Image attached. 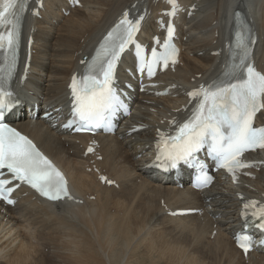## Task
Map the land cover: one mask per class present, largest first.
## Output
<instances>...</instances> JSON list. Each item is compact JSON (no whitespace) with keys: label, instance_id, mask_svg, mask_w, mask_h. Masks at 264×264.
<instances>
[{"label":"bare ground","instance_id":"6f19581e","mask_svg":"<svg viewBox=\"0 0 264 264\" xmlns=\"http://www.w3.org/2000/svg\"><path fill=\"white\" fill-rule=\"evenodd\" d=\"M79 1L80 7H71L66 0H44L39 17L28 13L22 64L30 53L27 79L14 83L20 104L7 118L66 174L73 200L49 203L22 187L13 206L0 205V264H115L119 254L110 251L117 245L127 248L121 264H264V248L244 257L233 239L243 227L244 205L264 203V151L248 155L253 168L236 171L235 179L221 172L201 191L189 185L187 172L181 170V186L154 164L160 134L171 135L192 113L190 90L223 70L237 11L257 32L253 60L264 74V0H178V62L139 92L126 71L133 66L126 54L118 77L121 87H135L129 92L132 113L114 134L94 136L71 135L56 120L30 115L36 104L55 118L67 111L68 86L83 73L81 61L124 13L145 15L139 37L151 42L159 34L164 38L161 24L169 19L162 12L168 7L162 0ZM257 125H264V109ZM85 212L95 219L83 220ZM44 252L56 257L47 259Z\"/></svg>","mask_w":264,"mask_h":264},{"label":"snow or ice","instance_id":"6c2138e0","mask_svg":"<svg viewBox=\"0 0 264 264\" xmlns=\"http://www.w3.org/2000/svg\"><path fill=\"white\" fill-rule=\"evenodd\" d=\"M166 2L172 6V11L166 14L175 16L177 0ZM25 5L26 0H0V53L5 55V64L0 65V73H6L8 77L15 67L20 37L19 14L25 10ZM142 20L143 16L135 21L130 20L128 13H124L104 37L91 61L87 62L85 75L79 80L73 77V120L66 126L79 122L78 131L100 127L124 106L114 81L117 62L129 45H135L140 70L147 68L149 77L155 75L158 65L167 68L169 63L175 65L178 62L179 50L171 43L174 33L171 25L168 27V39L162 45L163 51L158 53L153 48L151 60L148 61L143 47L135 41ZM156 42L159 44V40ZM250 42L244 33H237L239 64L229 66L225 72L235 82L213 83L207 88L201 86L188 93L198 100L193 115L178 126L175 135L160 134L156 145L158 161L163 160L175 167L178 161L188 162L194 153L210 142V154L219 161L220 167L233 174L234 179L237 169L251 167L241 157L248 150L264 148V127L254 126L256 113L264 109V74L253 66ZM237 72L241 75L237 76ZM6 96L10 97L11 93L0 83V199L14 203L9 199L14 189L7 187L12 180L3 178L4 170L11 174L12 179L29 184L50 200L70 198L68 182L63 173L31 139L3 123L4 110L9 106L4 103ZM203 167L201 165V169ZM102 179L106 180L104 177ZM201 179L207 185L212 178L205 174ZM257 204L251 201L244 205L245 224L248 210H251L253 218L259 221L257 226L264 228V206L257 207ZM238 242L245 253L254 244L247 234L240 235Z\"/></svg>","mask_w":264,"mask_h":264},{"label":"rangeland","instance_id":"374dc122","mask_svg":"<svg viewBox=\"0 0 264 264\" xmlns=\"http://www.w3.org/2000/svg\"><path fill=\"white\" fill-rule=\"evenodd\" d=\"M88 213V212H87ZM86 212L83 213L84 215L86 214L87 216H82L81 215V218L87 222H91L93 221V219H95V216H92V215H89L87 214ZM137 238V237H136ZM137 242H139V239L137 238ZM113 245L110 244V247H112ZM117 252L119 254V256L114 260L115 261V264H121V261L126 257V254H127V248L122 246V245H117L114 249H112L110 251L111 255L113 254V252ZM44 255H45V258L47 259H54L56 257L55 255V252H52V253H45L44 252ZM126 259H128L126 257Z\"/></svg>","mask_w":264,"mask_h":264}]
</instances>
